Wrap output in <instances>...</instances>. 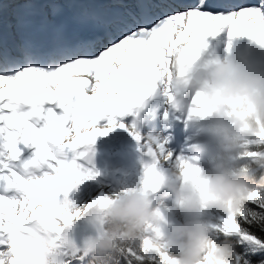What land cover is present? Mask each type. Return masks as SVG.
I'll return each mask as SVG.
<instances>
[{
  "label": "snow or ice",
  "instance_id": "1",
  "mask_svg": "<svg viewBox=\"0 0 264 264\" xmlns=\"http://www.w3.org/2000/svg\"><path fill=\"white\" fill-rule=\"evenodd\" d=\"M37 3L51 18L18 17L16 27L51 31L54 44L23 40L10 47L0 37V264H89L87 250L64 230L110 201L101 193L70 213L58 194L93 178L87 165L96 138L157 90L161 69L173 56L195 60L204 38L224 28L229 37L247 36L264 46V0H29V6ZM66 10L74 25L71 38L64 35L66 24L57 22ZM166 95L171 98L170 91ZM192 104L194 114H207L199 96ZM131 134L141 140L134 125ZM149 140V156L171 160L166 140ZM249 145L264 149V135ZM29 167L38 171L28 174ZM158 178L155 163L146 164L145 189H154ZM210 227L234 243L233 264H264V190L252 192L238 214L219 215ZM159 232L149 225L141 246L121 249L116 264H172L169 253L154 249L146 235Z\"/></svg>",
  "mask_w": 264,
  "mask_h": 264
},
{
  "label": "clouds",
  "instance_id": "2",
  "mask_svg": "<svg viewBox=\"0 0 264 264\" xmlns=\"http://www.w3.org/2000/svg\"><path fill=\"white\" fill-rule=\"evenodd\" d=\"M195 60L182 61L179 55L173 56L161 69L157 89L165 96L170 91L167 103L178 112H186L189 119L198 115L192 112L197 107L192 104L193 98L199 96L204 101L207 114L198 116L211 117L218 131V162L207 170L201 167L199 141L191 146L195 156L182 153L171 164L168 156L152 157V163L164 166V170L157 168L159 178L150 190L170 194V204L164 206L173 221L161 231L164 216L159 206L153 207L144 177L140 188L107 195L110 202L93 213L101 221L99 232L81 245L87 250L89 264H116L121 249L141 246L149 225L160 229L151 246L166 250L172 264H233L234 243L219 239L210 227L211 219L203 218V213L238 214L252 192L264 190V176L259 182L249 176L250 171L264 169V155L242 165L237 163L242 151L245 155L247 146L264 135V64L254 62L251 49H245L205 62L202 71L193 76ZM186 89L194 93L191 100L184 94ZM150 143L148 140L147 149ZM192 169L198 171L193 175ZM26 171L32 174L38 168ZM85 213L76 218H83Z\"/></svg>",
  "mask_w": 264,
  "mask_h": 264
},
{
  "label": "rangeland",
  "instance_id": "3",
  "mask_svg": "<svg viewBox=\"0 0 264 264\" xmlns=\"http://www.w3.org/2000/svg\"><path fill=\"white\" fill-rule=\"evenodd\" d=\"M241 38V37H240ZM249 42V43H248ZM229 43V44H228ZM248 43V44H247ZM250 44H252L255 48L250 47ZM227 49H230L229 51L225 50L224 54L222 57L226 56L229 52L234 54L236 52L241 51V49H251L252 51V59L254 62L258 64H264V46H259L258 42L256 41H251L250 37L245 36L244 40L241 41L237 46H231V43L227 41ZM241 45H243L241 47ZM246 45V46H245ZM245 46V47H244ZM232 47V48H230ZM240 47V48H238ZM238 48V49H237ZM237 50V51H236ZM226 53V54H225ZM220 55V54H218ZM220 58V56H218ZM217 57V58H218ZM221 57V58H222ZM101 123V124H100ZM98 123V127H103L106 125V121ZM211 125L206 126V131L212 136L214 139L211 141L212 149L215 148V155L211 156L212 160L215 162V164L218 162L219 158V153H220V148L218 144V131L214 127L213 123L210 122ZM120 123H117V126L112 128L111 131L108 132L107 135L105 136H98L95 140L94 145H92L93 153L91 154V164H88L87 167L91 170L93 173V178L91 179H85L82 183H79L75 185L73 188H71L66 194L65 193H60L57 196V201L61 205H63L64 201L67 200L69 204V211L74 212L75 210H83L85 209L91 202L92 200L96 199L101 195V193L105 195H109L113 192H119L121 190H126L129 188H140L141 181L143 179V172L141 171H134L133 172V166L128 167L124 171L123 174L118 173V166L115 165V162H113V158L120 153V139L123 135L129 134L131 137L129 139L133 141L132 143H135L136 139L134 136L131 134L132 126H126L125 127H120ZM209 127V128H208ZM162 130H155V131H150L148 132L149 134L153 133V137H156L159 132ZM138 133L141 135V140H143L144 134L142 132ZM162 133V132H161ZM191 134V135H190ZM188 136V143L185 147V149L180 152V154H185L188 156H195L196 153H194L191 148L193 142V139L195 138L194 133H190ZM197 134V133H196ZM160 137V136H158ZM148 141L149 138H146ZM158 140V139H157ZM192 142V143H191ZM112 144V145H111ZM101 145H108L110 148L109 150H102ZM85 150L84 147H81L77 151H83ZM191 151V152H190ZM217 152V153H216ZM193 153V155L191 154ZM191 154V155H190ZM176 155L173 157L172 161L176 159L178 156ZM211 157L203 156L202 151L199 153V159H200V165L201 167L203 166L204 169H210L212 167H209V163L206 165H202L201 161L203 159L208 160L209 162L211 160ZM218 157V158H217ZM216 159V160H215ZM248 156L243 154L239 161L237 162L238 165H242L245 163H248ZM170 162V161H169ZM117 163V162H116ZM208 165V166H207ZM208 167V168H207ZM138 172V173H136ZM251 172V171H250ZM126 175V177H125ZM137 175L139 177H137ZM252 179L255 181H258V178L255 177V175H250ZM125 180V183L122 181ZM114 188H113V187ZM107 189V190H106ZM109 189V190H108ZM109 192V193H108ZM148 193L150 197L153 200V207L159 206L161 213L164 216V221L160 225L161 231H166L168 228V224L173 221V217L170 215L168 208L165 207L164 205H169L170 204V199H168V196L160 197V192L158 193H152L151 190H148ZM221 214H218L214 211H209L205 210L203 213V218L211 219V221L214 223L216 220V217ZM178 219H185V217H179ZM88 232L87 227L85 226V223H81L77 218H75L72 221L71 226L68 228H65L64 230V235H67L68 238L76 245L80 239ZM154 237L155 234L152 233Z\"/></svg>",
  "mask_w": 264,
  "mask_h": 264
},
{
  "label": "bare ground",
  "instance_id": "4",
  "mask_svg": "<svg viewBox=\"0 0 264 264\" xmlns=\"http://www.w3.org/2000/svg\"><path fill=\"white\" fill-rule=\"evenodd\" d=\"M223 37H224V39H225V41H229L230 43H231V46H237L241 41H243L244 40V37L245 36H243V37H241V36H235V39H234V37H229V35H228V29L227 28H224V31H223ZM241 37V38H240ZM251 41H256V40H254V39H252L251 38ZM257 42V41H256ZM229 44V43H228ZM259 44V43H258ZM228 46V45H227ZM243 45H241V47H242ZM259 46H262L261 44H259ZM228 48V47H227ZM230 48H232V47H230ZM228 51L230 50V49H227ZM220 54V53H219ZM228 54H229V52H228ZM227 54V55H228ZM219 56V55H218ZM219 58V57H218ZM221 58V57H220ZM189 118V117H188ZM210 122H212V118L211 117H207V118H201L200 116H198V115H193L192 116V119H189L188 120V123H187V127H188V129H189V134L190 133H194V135H195V138L193 139V142H196V141H199L200 143H201V146H202V153H203V156H207V157H211V156H213V155H215V148H213L212 149V143H211V141L213 140V137L212 136H210V134L206 131V126L207 125H211V123ZM100 123V122H99ZM156 130V129H155ZM148 132H150V131H148V129L146 130V133H144L145 134V138H150V136H152L153 135V133L151 134H149ZM197 133V134H196ZM191 135V134H190ZM159 136H162V140H160V137H158V141H161V142H163V141H165V138H166V136L164 137L163 136V134H159ZM189 136V135H188ZM192 143V142H191ZM165 146V150L166 151H169V152H171L172 153V156L174 157V156H176L178 153L176 152H172V151H170L168 148H167V145L165 144L164 145ZM188 146V145H187ZM168 149V150H167ZM181 151V150H180ZM179 151V152H180ZM172 157V158H173ZM208 160H209V158H208ZM208 160H206V159H203L202 161H201V164L202 165H206L207 163H209V167H213L214 165H215V162L212 160V157H211V160H210V162L208 161ZM216 160V159H215ZM169 161H171V160H169ZM218 161V160H217ZM208 166V165H207ZM204 168V167H203ZM161 171H163V168L161 167ZM113 187V186H112ZM114 188V187H113ZM107 190V189H106ZM109 190V189H108ZM109 193V192H108ZM222 215V214H221Z\"/></svg>",
  "mask_w": 264,
  "mask_h": 264
},
{
  "label": "trees",
  "instance_id": "5",
  "mask_svg": "<svg viewBox=\"0 0 264 264\" xmlns=\"http://www.w3.org/2000/svg\"><path fill=\"white\" fill-rule=\"evenodd\" d=\"M246 150L248 151H258V152H261V151H264V149H261L259 146L257 145H250V146H247ZM259 157H251L250 159V162L255 160V159H258ZM253 173L257 176V178H259V180H261L262 176H264V169H256L253 171ZM97 210V208H92L91 210H89V212L86 214V218H90V225L93 227L95 233L93 234L96 235L99 230H100V227H101V221L100 220H97L94 216H93V213H95Z\"/></svg>",
  "mask_w": 264,
  "mask_h": 264
}]
</instances>
